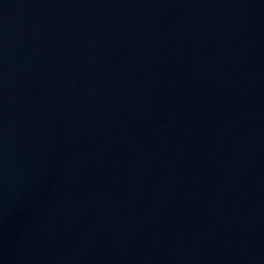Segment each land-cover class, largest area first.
Listing matches in <instances>:
<instances>
[{
	"label": "water",
	"instance_id": "water-1",
	"mask_svg": "<svg viewBox=\"0 0 264 264\" xmlns=\"http://www.w3.org/2000/svg\"><path fill=\"white\" fill-rule=\"evenodd\" d=\"M0 264H264V0H0Z\"/></svg>",
	"mask_w": 264,
	"mask_h": 264
}]
</instances>
